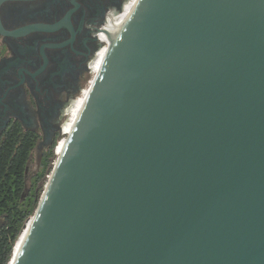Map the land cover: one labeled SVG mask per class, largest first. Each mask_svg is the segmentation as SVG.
I'll list each match as a JSON object with an SVG mask.
<instances>
[{
  "label": "water",
  "instance_id": "1",
  "mask_svg": "<svg viewBox=\"0 0 264 264\" xmlns=\"http://www.w3.org/2000/svg\"><path fill=\"white\" fill-rule=\"evenodd\" d=\"M85 100L12 264H264V0H140Z\"/></svg>",
  "mask_w": 264,
  "mask_h": 264
},
{
  "label": "flooded vegetation",
  "instance_id": "2",
  "mask_svg": "<svg viewBox=\"0 0 264 264\" xmlns=\"http://www.w3.org/2000/svg\"><path fill=\"white\" fill-rule=\"evenodd\" d=\"M129 1L0 0V146L24 136L33 145L21 201L31 189L26 174L33 153L42 170L72 131L71 108L125 21ZM3 225L0 217V231Z\"/></svg>",
  "mask_w": 264,
  "mask_h": 264
},
{
  "label": "trees",
  "instance_id": "3",
  "mask_svg": "<svg viewBox=\"0 0 264 264\" xmlns=\"http://www.w3.org/2000/svg\"><path fill=\"white\" fill-rule=\"evenodd\" d=\"M32 146L28 136L19 141L14 137V142L5 139L0 146V217L4 219L0 231V264H7L22 224L34 213L35 184L21 201L25 164ZM48 164L49 161L44 164L40 177Z\"/></svg>",
  "mask_w": 264,
  "mask_h": 264
},
{
  "label": "bare ground",
  "instance_id": "4",
  "mask_svg": "<svg viewBox=\"0 0 264 264\" xmlns=\"http://www.w3.org/2000/svg\"><path fill=\"white\" fill-rule=\"evenodd\" d=\"M139 2H140V0H132L130 2L129 6L127 8V14H126L125 21H123V22H121L119 24L118 29L115 32L114 37L112 39V42L110 43L108 49L102 54V56H101V58L99 60L98 66L96 68V71H95V74H94L92 80L87 84V86L85 87V89L82 92V95L78 98V100L75 102V104L71 108V113H70L69 119L67 120V124L69 125L70 131L74 129V126H75V123H76L75 119L80 115L81 111L84 108L85 101H86L85 99H86V96H87V94L89 92V88H90V86L92 84V81H93L94 77L96 76L97 73H99L100 69L102 68V66L104 64V61H105V59L107 57V54L109 52L110 46L113 44V42L115 41L116 37L119 35V33L121 31V28L128 21V19L130 18L131 14L135 10V8L139 4ZM61 140L59 142V153H60V155L58 156V158L63 155V153H64V151L66 150V147H67V139L65 138L62 141ZM58 158H57V160H58ZM26 226H27V228L25 227L21 231V233L18 235V237H17V239H16V241H15V243L13 245L14 246L13 247V251H12L13 253L11 255V259H10L9 264L13 263V261L17 258L18 254L20 253L22 247L24 246L26 237L28 236L29 223H27Z\"/></svg>",
  "mask_w": 264,
  "mask_h": 264
},
{
  "label": "rangeland",
  "instance_id": "5",
  "mask_svg": "<svg viewBox=\"0 0 264 264\" xmlns=\"http://www.w3.org/2000/svg\"><path fill=\"white\" fill-rule=\"evenodd\" d=\"M65 138H66V135L63 139H65ZM61 139H59V140H61ZM54 148H55L54 149L55 151L51 152V154H50L49 164H48L47 168L44 170V176L43 177L39 176V174L42 172V170H40V168H38V166H37L38 153H33V157L31 159L29 166H28V169H27V174H26V187H27V189L29 190V188L32 187L33 184H35V192H34L36 194V198H35V202H34L35 203V209H36L38 201H39V199L43 193L45 184L47 183V180L50 177L51 171L53 169V164L55 161H57V158L60 155L59 143L56 144ZM38 172H39V174L36 175V173H38ZM28 192H30V191H28ZM28 192H27V194H28ZM35 209H34V211H35Z\"/></svg>",
  "mask_w": 264,
  "mask_h": 264
},
{
  "label": "built area",
  "instance_id": "6",
  "mask_svg": "<svg viewBox=\"0 0 264 264\" xmlns=\"http://www.w3.org/2000/svg\"><path fill=\"white\" fill-rule=\"evenodd\" d=\"M129 2H130V1H129ZM129 2H128V3H129ZM58 143H59V141L57 142V144H58ZM54 151H55V150H54Z\"/></svg>",
  "mask_w": 264,
  "mask_h": 264
}]
</instances>
